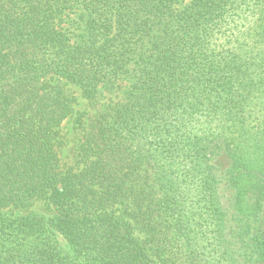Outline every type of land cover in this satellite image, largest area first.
<instances>
[{
  "label": "trees",
  "instance_id": "1",
  "mask_svg": "<svg viewBox=\"0 0 264 264\" xmlns=\"http://www.w3.org/2000/svg\"><path fill=\"white\" fill-rule=\"evenodd\" d=\"M0 264H264V0H0Z\"/></svg>",
  "mask_w": 264,
  "mask_h": 264
},
{
  "label": "rangeland",
  "instance_id": "2",
  "mask_svg": "<svg viewBox=\"0 0 264 264\" xmlns=\"http://www.w3.org/2000/svg\"><path fill=\"white\" fill-rule=\"evenodd\" d=\"M100 106H94L86 101H79L75 105V109L79 111H87V115L93 114L98 110ZM78 126L72 121L65 122L61 128V136L64 139L65 145L60 150V157L66 164H71L77 155V147L80 143L81 131ZM43 208L42 202H37L34 204L33 209L36 211H41Z\"/></svg>",
  "mask_w": 264,
  "mask_h": 264
}]
</instances>
